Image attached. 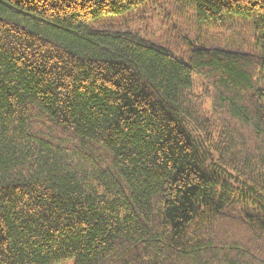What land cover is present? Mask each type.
<instances>
[{"label":"trees","instance_id":"16d2710c","mask_svg":"<svg viewBox=\"0 0 264 264\" xmlns=\"http://www.w3.org/2000/svg\"><path fill=\"white\" fill-rule=\"evenodd\" d=\"M176 1L260 52L120 29L160 0H0V264H264V0Z\"/></svg>","mask_w":264,"mask_h":264},{"label":"rangeland","instance_id":"374dc122","mask_svg":"<svg viewBox=\"0 0 264 264\" xmlns=\"http://www.w3.org/2000/svg\"><path fill=\"white\" fill-rule=\"evenodd\" d=\"M159 11L150 9L129 13L120 20L124 21L120 29L138 31L152 41L166 42L169 45H180L177 37L185 35L194 43L201 45L220 46L222 49L241 50L259 53L256 32L251 18L232 16L221 23L199 24L193 15V9L182 6L176 0H160ZM122 24V23H121ZM248 203V204H247ZM250 200L235 202L229 210L242 213L253 210ZM62 264H70L65 262Z\"/></svg>","mask_w":264,"mask_h":264}]
</instances>
